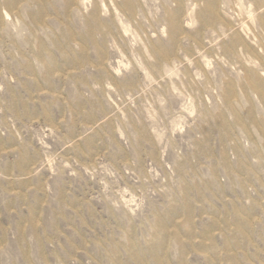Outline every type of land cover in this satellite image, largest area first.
<instances>
[{
	"label": "rangeland",
	"instance_id": "1",
	"mask_svg": "<svg viewBox=\"0 0 264 264\" xmlns=\"http://www.w3.org/2000/svg\"><path fill=\"white\" fill-rule=\"evenodd\" d=\"M0 264H264V0H0Z\"/></svg>",
	"mask_w": 264,
	"mask_h": 264
}]
</instances>
